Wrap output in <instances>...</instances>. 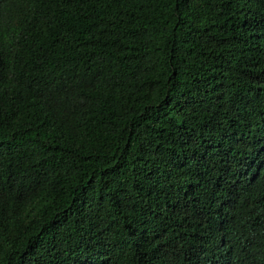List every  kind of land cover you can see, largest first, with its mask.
Returning a JSON list of instances; mask_svg holds the SVG:
<instances>
[{
	"label": "trees",
	"instance_id": "trees-1",
	"mask_svg": "<svg viewBox=\"0 0 264 264\" xmlns=\"http://www.w3.org/2000/svg\"><path fill=\"white\" fill-rule=\"evenodd\" d=\"M0 264H264V0H0Z\"/></svg>",
	"mask_w": 264,
	"mask_h": 264
}]
</instances>
